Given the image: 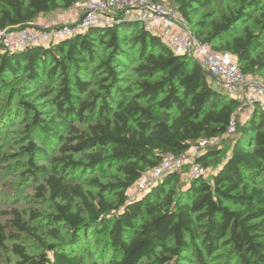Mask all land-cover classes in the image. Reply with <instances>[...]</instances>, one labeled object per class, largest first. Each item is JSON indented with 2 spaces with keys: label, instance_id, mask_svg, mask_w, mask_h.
Masks as SVG:
<instances>
[{
  "label": "trees",
  "instance_id": "obj_1",
  "mask_svg": "<svg viewBox=\"0 0 264 264\" xmlns=\"http://www.w3.org/2000/svg\"><path fill=\"white\" fill-rule=\"evenodd\" d=\"M77 1L0 0V30L23 28L40 14L68 11ZM170 1L187 21L213 4ZM224 1L216 18L197 22L206 29H191L192 34L234 55L243 74L264 79V0ZM101 47L108 54L97 65L105 74L100 81H119L116 62L129 57L126 48L135 50L138 60L128 94L114 107L103 102L97 109V95L89 100L80 95L90 96L89 82L70 71L97 58ZM2 74L17 85L29 81L44 88L43 96L52 95L54 117L66 127L65 135L55 132L37 112L26 125L59 139L58 153L47 163H35L38 154L45 155L44 141L30 140L23 148L28 160L21 175L36 183L33 199H47L52 211L42 216L31 210L24 219L9 210L8 226H0V250L15 259L6 264H179L184 253L193 264H209L215 255L223 264H264V115L258 103L242 107L240 99L213 85L197 60L175 53L139 19L121 14L49 43L17 50L0 46ZM108 85L101 86L106 95ZM88 114L92 120L85 121ZM72 116L85 127L74 125ZM231 122L234 132L227 135ZM210 138L219 141L195 158L211 168L208 177L182 180L188 168H172L139 194L127 193L167 154L186 153ZM91 170L115 175L107 183L77 176ZM42 217L44 236L31 225ZM24 235H32L42 251L30 253L18 242Z\"/></svg>",
  "mask_w": 264,
  "mask_h": 264
},
{
  "label": "rangeland",
  "instance_id": "obj_2",
  "mask_svg": "<svg viewBox=\"0 0 264 264\" xmlns=\"http://www.w3.org/2000/svg\"><path fill=\"white\" fill-rule=\"evenodd\" d=\"M162 3L176 11L170 0H162ZM225 4L226 2L224 0H213V4L210 7L199 8L198 12L193 13L190 16L189 21L184 18L188 30H205L206 27H199L197 22H200L201 20L209 21L211 18H216L218 16L216 11L224 7ZM71 12L56 10L51 13H44L39 15L32 23L57 24L61 22H71L75 19V15ZM138 14L144 16V19L142 18L143 20H141V22L146 29L147 27H151L153 22L150 21L152 19L150 13L143 10ZM150 31L160 35V27H152ZM126 49L132 52L127 54L129 57L123 55L118 58L116 66L119 81L116 83L100 81L105 74H103L97 65L99 61L105 58L108 54V50H105L102 47L98 49L97 58L90 60L87 63H82L79 68H73L70 71V75L75 74L83 81L89 82L90 96H88V92L81 93L80 95L83 99L87 100H89L93 95H97L94 100H97V103L95 102V107H97V109L102 106L103 102L107 103L109 107H114L117 101L123 97L124 94H128L127 90H131L132 88L134 80L136 79V76L132 72V67L136 64L138 58L135 50H130L129 48ZM13 79L14 78H12L9 74L0 75V226L3 227L8 226V212L11 209L18 210L24 219L30 218L31 210L39 212L42 216L50 214L52 211V206L47 199H33V195L35 193L34 187L36 183H33L34 181L29 180L28 177L21 175V172L27 167L28 160V156L25 152H23V148L30 140L34 143L37 141H44L42 149L44 150L45 155L38 154L37 157H39V159L37 158L35 163H47V158L49 156H53L58 153L57 149L59 146V139L57 136H46L44 133L37 130V128L27 129L26 125L32 122L34 113L37 112L40 119L45 120L47 123L51 121L49 125L55 129V132L65 135L66 131L63 121L54 117L55 107L51 102L52 95L48 94L43 96L42 94L45 92V89L34 82L26 81L22 85H17ZM249 79L252 82L260 80V82L264 81L261 76L257 78L251 75ZM212 82L215 87L221 86L217 80H212ZM107 84H109L108 86L110 89L109 93L106 95L105 89L101 88V86ZM238 91V93L231 92L229 95L236 97L238 94L239 99L243 101L242 107H246L248 109L251 108L254 103L248 101L243 96L248 91L247 87L244 86L238 89ZM24 103H30L33 106V109L26 108ZM97 109L95 111H97ZM239 113V117L242 119L244 111L241 110ZM92 116L93 114L86 115L85 121L92 120ZM72 117L74 125L81 128L85 127V122L78 121L74 116ZM225 144L228 145V140H226ZM182 167H187L188 169L181 174V178L182 180L188 179L190 176V168L188 165ZM182 167H180V169ZM210 172L211 168L207 169L204 173L205 177H208ZM112 175H115L113 170L110 174H100L93 170L77 173V176L80 178L95 177L102 183L111 181ZM127 193L134 196L139 194L140 191L136 190L135 187H132ZM31 225L37 227V234L43 236L45 235V226L47 225V222L44 217H42L40 222L31 219ZM22 237V240L18 242L24 245L30 253H40L42 251L39 242L35 240L32 235H24ZM11 244L12 241H9L8 245ZM219 257V255L212 256L208 259V263L223 264L219 261ZM190 258L191 255L189 253H184L182 259L179 261V264H193L191 260H189ZM14 259L15 256L11 254L9 250H0V264H6L8 261H13Z\"/></svg>",
  "mask_w": 264,
  "mask_h": 264
},
{
  "label": "built area",
  "instance_id": "obj_3",
  "mask_svg": "<svg viewBox=\"0 0 264 264\" xmlns=\"http://www.w3.org/2000/svg\"><path fill=\"white\" fill-rule=\"evenodd\" d=\"M74 8L76 9L75 19L71 22L29 23L20 29L0 30V46L4 49L17 50L33 44L49 43L83 31L89 26L109 24L117 14L141 21L144 16L138 13L145 10L150 13L152 19L149 20L153 22L151 27H147L148 30L152 27H160V36L164 43L175 53L197 60L225 91L238 93V89L246 86L248 91L243 96L252 103H258L264 115V84L248 80L240 71L234 55L215 50L200 42L188 30L183 16L165 6L161 0H81L74 4ZM233 132L234 124L231 122L226 134ZM218 141V138L200 139L186 153L167 154L156 167L142 174L135 189L142 190L165 170L185 165L190 168V176L204 174L207 169L200 166L195 158L203 148L215 145Z\"/></svg>",
  "mask_w": 264,
  "mask_h": 264
},
{
  "label": "crops",
  "instance_id": "obj_4",
  "mask_svg": "<svg viewBox=\"0 0 264 264\" xmlns=\"http://www.w3.org/2000/svg\"><path fill=\"white\" fill-rule=\"evenodd\" d=\"M69 12H71V13H73L74 15L76 14L75 12H76V9L74 8V5H73V7L71 8V9H69L68 10ZM68 11H64V12H68ZM51 13V12H50ZM46 14V13H45ZM41 15V14H40ZM75 17V16H74ZM38 18V17H37ZM251 75H246V77L248 78V80H250L249 79V77H250ZM211 78H212V76H210ZM215 79V78H214ZM213 79V80H214ZM216 80V79H215ZM254 83H261V82H258V81H253ZM221 87V86H220ZM227 92V91H226ZM227 93H229V94H231L230 92H227ZM236 98H238V94H237V96H236ZM239 99V98H238Z\"/></svg>",
  "mask_w": 264,
  "mask_h": 264
}]
</instances>
